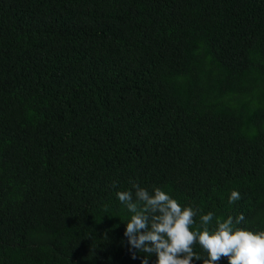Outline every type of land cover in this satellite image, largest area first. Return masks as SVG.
Returning <instances> with one entry per match:
<instances>
[{
  "label": "trees",
  "instance_id": "obj_1",
  "mask_svg": "<svg viewBox=\"0 0 264 264\" xmlns=\"http://www.w3.org/2000/svg\"><path fill=\"white\" fill-rule=\"evenodd\" d=\"M133 183L264 230V0H0V264H142Z\"/></svg>",
  "mask_w": 264,
  "mask_h": 264
},
{
  "label": "clouds",
  "instance_id": "obj_2",
  "mask_svg": "<svg viewBox=\"0 0 264 264\" xmlns=\"http://www.w3.org/2000/svg\"><path fill=\"white\" fill-rule=\"evenodd\" d=\"M132 187L135 198L131 190L119 191L117 197L132 214L124 231L128 244L149 254L142 264H148V257L153 254L155 264H193V259L217 264L224 257L228 264H264V230L235 227L245 219L242 213L235 218V225L231 216L217 217L216 226L210 228L214 214L208 212L200 217L199 227L193 229L199 210L182 207L159 187L151 193L136 183ZM240 198V193L233 190L229 203ZM197 243L207 253L205 258L194 252Z\"/></svg>",
  "mask_w": 264,
  "mask_h": 264
}]
</instances>
